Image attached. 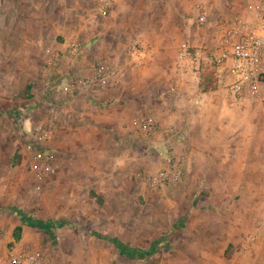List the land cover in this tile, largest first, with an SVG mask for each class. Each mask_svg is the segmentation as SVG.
Instances as JSON below:
<instances>
[{"label":"rangeland","instance_id":"1","mask_svg":"<svg viewBox=\"0 0 264 264\" xmlns=\"http://www.w3.org/2000/svg\"><path fill=\"white\" fill-rule=\"evenodd\" d=\"M110 3L104 17L103 0H0V257L33 252L42 264H264V106L228 92L214 109V94L195 95L212 90L203 89L214 79L211 52L200 58L199 88L187 78L151 83L131 53L134 43L143 53L162 39L173 57L178 45L199 39L194 32L204 26L200 15L210 21L209 3ZM74 43L81 44L75 53ZM170 57L161 73L176 78L180 66ZM100 62L111 63L118 76L83 86L80 78ZM112 88L121 92L116 105L103 94L118 91ZM142 118L158 127L171 119L189 134L190 157L175 183L151 184L166 166L165 149L159 133L136 127ZM45 153L53 158L45 160ZM9 207L62 224L53 234L27 226L10 248L21 220ZM97 235L140 249L162 246L149 258L131 259Z\"/></svg>","mask_w":264,"mask_h":264},{"label":"built area","instance_id":"2","mask_svg":"<svg viewBox=\"0 0 264 264\" xmlns=\"http://www.w3.org/2000/svg\"><path fill=\"white\" fill-rule=\"evenodd\" d=\"M110 7V0H103L100 14L106 17ZM246 8V14H235L229 18L220 44L210 51L209 62L219 87H224L237 99L249 97L264 106V0L249 2ZM207 22L208 14L200 15L199 23L205 25ZM80 46V43H74L72 52H78ZM192 49L195 50V57L199 59L197 49L188 42L180 44L179 58H192ZM131 53L133 57H139L141 51L137 43L132 45ZM55 60L60 63L64 61L58 57ZM117 76L118 71L111 63L100 62L93 65L87 74H83L79 81L87 86L90 82L114 80ZM134 124L153 135L159 133L165 138L166 166L156 176L151 177V184L155 186L175 183L182 175L181 168L188 148L187 131L175 125L158 127L147 118L136 120ZM159 154L163 155V151ZM43 156L48 161L53 158L49 153ZM38 157L41 158L42 155ZM0 264H42V261L36 253L28 252L0 257Z\"/></svg>","mask_w":264,"mask_h":264},{"label":"crops","instance_id":"3","mask_svg":"<svg viewBox=\"0 0 264 264\" xmlns=\"http://www.w3.org/2000/svg\"><path fill=\"white\" fill-rule=\"evenodd\" d=\"M246 0H204V2L209 3L208 4V12L210 14V21L207 22L204 26L199 27L198 31L196 30L194 32V34H198L199 35V39L197 38H190V42L189 44L194 47L195 49H197V52L200 56V58H205V52H210L211 49H215L221 42L222 37L224 35V31L226 29V25L227 22L230 18V16L235 15V14H246L247 11V4L249 2L252 1H259V0H247L248 3L244 6V2ZM184 35V27L181 28V30H179V34ZM186 34V32H185ZM189 34V33H188ZM179 46H177V50L174 51V56L170 57L168 54V49H166L164 47L163 44V40L160 39V43L159 44H151V45H146V49L144 50L143 53H141V55L138 57H133V59L138 58V62L141 69L143 70V72L145 74H148L151 78L149 79L151 83L154 84H162V83H167L172 81H177L178 84H183L185 81V78L187 79H192L194 82L197 81V84H193V87H200L199 84L202 82V69H204L201 66V59H197V62L195 63L193 61V58H188L185 60H181L179 58ZM71 56H68V59ZM173 59L172 61L175 62V64H179L180 68L178 70V72H175L176 78H170V75L168 73V70L165 71V73H161V71H163V69L165 68L168 59ZM175 58V59H174ZM177 62V63H176ZM131 65V64H129ZM128 66V64H127ZM201 66V67H200ZM193 67L196 70H192ZM127 68V67H126ZM200 68V69H199ZM87 70V69H85ZM127 72V70H126ZM193 72V73H192ZM200 82V83H199ZM201 85V84H200ZM105 87V85L103 86ZM217 88V85H216ZM212 89L209 90L208 92H197V94H195L196 96L198 95L199 97H202L203 99L206 98V95H209V93H211L212 95L214 94V96L217 98L216 99V104L213 105L214 109H217L220 105V103H222V100H225L227 98V94L229 91L228 90H221V89ZM107 89V88H105ZM114 90H118L116 88H112ZM182 90H189L188 87L187 89L183 88V85L181 87ZM197 90V88H196ZM94 92L97 96H99L98 101H100V93L102 92V90L100 91V84L95 87ZM109 92V99L111 98V100L114 99V102H112L113 104L116 105V103H118V100L120 101V96H121V92L118 91H104L103 90V94H108ZM230 93V92H229ZM228 93V94H229ZM157 95V93H156ZM163 94H158V96H161ZM249 98V97H248ZM218 101H220L218 103ZM203 102V100L201 101ZM195 103H199V100H195ZM218 103V104H217ZM219 109V108H218ZM173 118V117H171ZM173 120H166L162 125V127H166L169 125H174ZM177 126V125H175ZM178 128H181L179 126H177ZM183 128V127H182ZM184 129V128H183ZM188 134V133H187ZM164 141L165 138H162V144L164 146ZM190 141H189V134H188V147H189ZM185 157H187L189 159L190 157V152L187 154H185ZM186 160V159H185ZM25 227H23V231L25 230Z\"/></svg>","mask_w":264,"mask_h":264},{"label":"trees","instance_id":"4","mask_svg":"<svg viewBox=\"0 0 264 264\" xmlns=\"http://www.w3.org/2000/svg\"><path fill=\"white\" fill-rule=\"evenodd\" d=\"M203 70L204 69H202V77H203V74H204L203 72H205ZM212 76L214 78L213 82H211L212 85L209 84V85L206 86V85L203 84V86H204L203 89L204 90H209V89H215L216 88V79H215V77L213 75V72H212ZM31 86H32V84L29 83L27 89H30ZM29 97H31V96L28 94L27 98H29ZM19 158H20V156L16 154L12 158L13 164L19 163V160H17ZM91 194L97 200V202L99 204L103 203V200L100 197H98V195H96L94 192H92ZM2 209L3 208L0 207V211ZM9 209L14 215L18 216L19 219L21 220V224L16 226L14 231H13V241L9 245L10 248H13L17 243L20 242L24 226H36L37 225V226H39V228H41L45 232H47L49 234H53L52 231H51L52 227L53 226H60L62 224V222L56 223V222H53V221L45 222V221L36 220L32 216L23 213L17 207H9ZM97 236L99 238H104V239L110 241L111 243H113V245L115 246V248L117 249V251L121 255L126 256V257L131 258V259H146V258H149V257H151L153 254H155L159 250V247L162 246L161 242L158 241L150 249H140V248H136V247L127 246V245L123 244L119 239H117L115 237L103 236V235H97Z\"/></svg>","mask_w":264,"mask_h":264}]
</instances>
